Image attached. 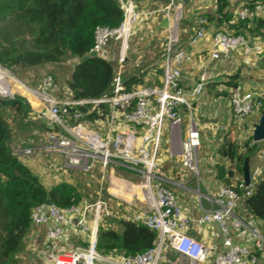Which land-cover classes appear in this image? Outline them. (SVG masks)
Segmentation results:
<instances>
[{
    "label": "built area",
    "instance_id": "obj_1",
    "mask_svg": "<svg viewBox=\"0 0 264 264\" xmlns=\"http://www.w3.org/2000/svg\"><path fill=\"white\" fill-rule=\"evenodd\" d=\"M117 1L123 13L122 22L116 28L96 27L94 44L87 55L96 53L99 56L113 42L120 45L117 73L108 96L79 101L67 95L62 98L56 93L53 76H46L33 86L25 77L18 78L12 70L0 65V99L22 98L47 130L44 144L14 149L12 154L20 159L36 155L62 156L66 170L85 174H91L95 168L100 170V191L95 202H81L68 208L44 203L33 209L32 230L42 232L39 250H43L49 264H181L182 260H188L189 264H206L207 249L188 233L192 227L208 225L218 228L223 245V251L211 264H264V232L243 206L264 170V145L259 151L263 165L250 174L248 185L243 180L239 186L241 194L224 185L216 191H206L205 195L201 193L211 208L200 217L184 212L175 193L163 180L159 164L165 133L169 132L172 144L174 138L184 132L181 116L184 110L189 114L185 127L187 137L182 139L180 151L177 154L171 151L170 157L178 158L181 167L199 181L203 129L201 120L193 112V105L205 92L217 63L231 61L237 52L263 56L264 44L244 34L209 33L207 19L198 17L194 20L195 32L186 46L176 47L173 42L178 41L180 10L184 2L169 0V5L162 11L168 19L170 39L163 58L161 85L127 92L122 75L125 54L131 34L143 14L135 0ZM230 1L236 5L235 15L239 20L251 17L254 0ZM208 38L211 40L208 62L194 87L187 90L182 85V69L196 61L194 48ZM70 57L71 65L81 61L80 57ZM229 105V116L223 120L225 124L242 122L264 110V100L245 92L241 86L231 90ZM103 106L108 107L104 120L90 122L86 119L94 113L104 116ZM213 129L222 131L225 125L217 123ZM114 169L126 170L144 179L140 187L133 186L131 190H143L145 209L133 211L136 194L126 206L115 203V208L111 209L103 193L110 190L106 185L109 173ZM111 197H114L113 193ZM122 220L142 224L155 232L152 248L135 255L99 252L100 227L106 225L116 229ZM172 254L177 256L174 262L169 260Z\"/></svg>",
    "mask_w": 264,
    "mask_h": 264
},
{
    "label": "trees",
    "instance_id": "obj_2",
    "mask_svg": "<svg viewBox=\"0 0 264 264\" xmlns=\"http://www.w3.org/2000/svg\"><path fill=\"white\" fill-rule=\"evenodd\" d=\"M257 1L264 0H254V4ZM254 4L251 6V17L241 21L231 12L230 0H216L215 14H206L204 18L215 28L212 32L244 34L260 42L264 37V20L253 16L257 8ZM122 20L123 13L117 0H0V65L13 71L16 68L60 64L68 56H77L81 61L72 66L65 84L70 97L76 101L103 98L113 89L117 68L99 56L87 59L85 56L93 47L96 27L116 28ZM201 56L202 59L207 56L208 60L209 51L203 52ZM157 75L161 77L162 69L157 68ZM145 78L146 75L125 78V90L132 92L147 85H161V80L147 83ZM223 83L228 90L238 88V74L226 78ZM218 84L217 80H210L205 92L216 97H230L228 92L214 91ZM1 108L14 110L24 118L31 114L30 106L19 97L0 99ZM103 110L104 116L99 117L94 113L86 119L90 122L104 120L108 107L103 106ZM11 137L10 126L0 115V264L12 261L22 250L32 230L31 214L35 207L47 201L60 208L82 202L81 192L68 182H59L50 187L42 183L40 177L44 178V175L29 166V159H20L12 154L13 150L9 146ZM257 149L258 144H253L245 149L244 154H240L236 144L225 142L219 153L242 178L246 158ZM215 174L222 185H233L234 175L231 171L216 167ZM242 182V179L239 180L234 188L240 194ZM243 206L260 223L264 232V170L255 184L253 194L243 201ZM155 240L156 233L147 227L122 220L116 229H100L97 249L105 254L117 251L135 255L150 250Z\"/></svg>",
    "mask_w": 264,
    "mask_h": 264
},
{
    "label": "rangeland",
    "instance_id": "obj_3",
    "mask_svg": "<svg viewBox=\"0 0 264 264\" xmlns=\"http://www.w3.org/2000/svg\"><path fill=\"white\" fill-rule=\"evenodd\" d=\"M136 1V0H135ZM197 0H183L182 4V10H180V20H179V32H178V41L173 42L174 45L180 46L182 42V34L181 38L179 39V33L180 30H186L188 27L186 26L184 19L186 17H190V14L192 12V9L189 13L187 11V8L191 7L196 3ZM153 2L155 5L151 8H166L169 5V0H139L136 1L137 8L139 11L144 9L143 3ZM258 3V4H257ZM233 4V3H232ZM256 8V12L253 16L261 18L264 20V1H257L254 4ZM199 6V4H198ZM201 9H195L194 15H199L206 12H211V4L210 0H205V2H202L201 0ZM234 8L232 7L233 13L235 15V12H237V8L234 5ZM146 9V8H145ZM201 10V11H200ZM144 11V10H143ZM203 11V12H202ZM205 11V12H204ZM237 17V14L235 15ZM144 26H142V23L140 24L139 28L136 30L135 33L131 34V37L129 39L128 48L130 45L131 38H135V34L138 33L140 30H143ZM187 27V28H186ZM167 34V38L164 40V46L162 47V53L163 58L166 54L167 45L170 39V31L169 26L168 29L165 30ZM146 34V33H145ZM191 36V35H190ZM252 38V37H251ZM29 39H27L28 41ZM264 40V37L262 38ZM261 40V41H262ZM260 41V42H261ZM146 42H150V40H147ZM180 42V43H179ZM264 42V41H263ZM201 45V44H200ZM199 45V46H200ZM154 46V45H153ZM198 46V47H199ZM194 48V52L197 50V48ZM158 50H161V47H159ZM236 54V56H235ZM233 54V57L231 60H233L234 57L240 56L242 59L240 63L241 69L249 68L247 75L253 76V66L257 63H261L263 61L262 56H246L240 52H237ZM119 55V54H118ZM264 56V55H263ZM129 57L128 49L125 54V60ZM200 59L201 58H196ZM71 57H66L60 64H48L39 66L36 68H29V69H20L16 68L13 70L14 74L18 77H25L28 80V83L30 85H37L39 82H41L46 76H53L56 82V93L60 95L62 98L66 97L65 87H66V81L69 76V73L71 71V68L73 65L72 63H69L71 61ZM124 60V61H125ZM239 66V67H240ZM238 67V68H239ZM237 68V69H238ZM216 72V71H215ZM231 76V73L225 74L223 73H215L211 76L212 79H222L225 80L226 78H229ZM147 85V84H146ZM145 87H153V85H147ZM254 89V88H253ZM218 92H228V89L223 85L218 88ZM200 97L198 101L195 102L197 104V110H195L194 113H196L199 117V119L202 122V127L204 126V133L202 135V142H201V158L205 159L203 161V166H205V170L209 171L210 173H216V167L222 169L224 168L226 171H231L234 177L232 178V188L236 187V183L239 182L242 178L237 174L235 167L228 163L219 153L220 148L223 146L225 142H232L236 144L239 147V153L244 154L246 148H250L253 146L252 141V133H251V124L253 123V120L259 121L263 111L255 112L253 115H251L249 118L242 122L238 123H231V124H225L223 120H225L230 113V105H229V99L230 97L223 98V97H216L213 94H205ZM257 93V94H256ZM230 95V92H228ZM253 94L258 96V91L253 90ZM264 99V94L261 95ZM210 98L211 103H207V106L209 110H207V115L204 117H201V102L202 99L204 100ZM215 100L219 103H223V106H217L219 109L221 107L222 109V117L220 115H216V111L214 107ZM213 101V102H212ZM200 105V106H199ZM216 108V110H217ZM187 117H189L188 112H186ZM0 115L7 121L8 125L10 126V129L12 131V137L9 142V146L12 150L14 149H20V148H29L32 146H39L40 144H44L45 138H46V132L43 130L41 121L39 120L37 113L33 111V113L28 114L25 118L17 114L14 110L8 109V108H1L0 109ZM184 119V116H183ZM223 121L221 122L220 121ZM187 121L184 120V126L186 125ZM217 123H221L225 125V129L222 131L215 132L214 127L217 125ZM264 143L258 144V149L251 153L246 160L254 159L257 162H263L261 156L259 155V151L262 148ZM162 150V149H161ZM205 154L209 155V160L207 157H205ZM30 160L31 164H35V168L38 172L40 171V174L44 175L41 178L42 183H44L46 186L50 187L54 184H57L59 182H68L78 188V190L81 192L82 195V202L86 203H93L97 200L99 197V177H100V170L97 168L94 169V171L91 174H85L79 171H71L66 170L63 168V158L62 156L57 157L56 155H50V156H43V155H36L27 158ZM245 160V162H246ZM262 160V161H261ZM212 163H209V162ZM202 162V161H201ZM29 163V164H30ZM212 164V165H209ZM41 169V170H40ZM201 177L202 180L205 181V175L203 168L201 166ZM144 182V179L142 177H136L131 175L126 170L122 169H114L111 170L109 173V179L108 184L106 185L110 190H104V197L106 198V202L109 206H111V209L115 208L116 204H121L122 206H126V202L130 200V198L136 194V202H139V199L142 201L144 197H142L143 190H131L133 186L140 187ZM200 192V190H198ZM202 192V190H201ZM114 194V197H111V194ZM114 202V203H113ZM128 206V204H127ZM137 212V211H136ZM101 229H108L106 225H103L100 227ZM36 235H40V238ZM41 234L36 233V231L31 230L29 235L24 241V246L22 250L15 255L13 260L8 261L7 264H49L46 260L45 254L39 250V244H40ZM33 240H36L34 242ZM172 262V261H171ZM181 264H189V262L182 260Z\"/></svg>",
    "mask_w": 264,
    "mask_h": 264
},
{
    "label": "crops",
    "instance_id": "obj_4",
    "mask_svg": "<svg viewBox=\"0 0 264 264\" xmlns=\"http://www.w3.org/2000/svg\"><path fill=\"white\" fill-rule=\"evenodd\" d=\"M202 2H205V0H202ZM155 3L153 2L143 3L144 4L143 6L146 9L144 8L141 10L143 15L141 17V20L138 26L133 30V33L136 32V30L139 28L141 23H142V26H144L143 27L144 29L136 33L135 38H131L130 40V45L128 48L129 57L126 58V62L124 63L123 70H122V75L124 79L127 77H132V76L146 75L145 81L147 83H154L156 82V80H161V77L157 75V68H159L160 70L162 69V64H163L162 47L164 46L163 44L164 40L167 38V34L165 30L168 29L169 24H168L167 17L162 12L164 10L163 8H158V7L157 9L151 8L153 7V5H155ZM200 4H201V0H197L196 3H194V5L189 7V9L187 8V11H189L190 13V11L193 8L194 9L192 10V12H195L194 11L195 9L196 10L199 8L201 9ZM210 4H211V7H210L211 12L209 13L206 12V13H202L199 15L197 14L194 15V13L191 14L192 13L191 12L190 14H188L190 15V17H186V19H184V22L188 28L186 27L187 28L186 30H180L179 39L181 38V34H182V40L180 41L182 42V44L180 45L181 47L186 46L188 40L194 34L195 32L194 20L196 18L204 17V15L206 14H211V15L215 14L216 0H210ZM233 4L231 6L232 13H233L232 7L234 8ZM208 30L210 31V33H212V31L215 30V28L212 26L211 23L209 24ZM147 40H150V42H146ZM210 46H211V40L210 38H208L206 41L201 43V45L195 51V54H197L196 57L199 58V56H201L203 52L208 51L210 49ZM159 47H161V50H158ZM119 52H120V45L118 43L113 42L109 44L107 48H105V50L103 51L101 55H99V57L104 58L107 61H110L111 63H113L114 67L117 68V60H118ZM206 58L208 57L205 56L202 59V56H201V60L196 59L194 63H192L191 65H187L182 69V85L187 90H191L194 87L196 79L198 78L199 73L201 72L204 66V62L205 64L208 62ZM262 59L263 61L261 63H257L253 66L252 68L254 72L253 76L247 75L246 72L249 71L248 70L249 68L241 69L240 63H242L241 62L242 59L240 58V56L234 57L233 60L231 61H227V62L222 61V62L217 63L215 75L217 73L221 74L222 72L223 73L225 72V74L226 72L227 73L229 72L231 73V76L238 74L239 85L242 87V89L245 92H251V93H253V90L254 91L257 90L258 96L261 97V95L264 94V56H262ZM116 73H117V70H116ZM69 76H70V73H69ZM69 76L67 80L69 79ZM215 80H217V83H219L218 88L223 86L224 85L223 82L226 81V79L222 80L218 78H216ZM218 88L214 91H217ZM230 91L231 90H228V92ZM65 92H66V95L69 97L70 93L68 92L66 87H65ZM207 93L208 92L206 91L205 94ZM207 103L208 104L211 103L210 98L208 99L204 98V100L202 99L201 117L203 116L205 117L207 115L206 111L209 110ZM213 103H214V107L216 106V108L217 106H221V107L223 106V103H219L217 102V100H215V102ZM221 107L219 109L217 108V110L215 108L216 115H220V117L223 114ZM195 110H197V104L193 105V112H195ZM186 114H187L186 111L183 110L181 113V116L182 118L184 116L183 121L186 120L187 122L185 124L187 125L189 121V117H187ZM223 116L224 115H222V117ZM254 121L255 120H253V122ZM186 125L184 126V132L181 135L178 134L174 138L172 144H170L171 138H170L169 132L167 131L165 133L162 147H161L162 150H161L160 160H159L160 172H161L162 178L165 181V183L175 193L178 199L179 205L184 210V212L187 215L192 216V217H200L201 215H203L204 212L209 211L211 208V205L206 200V198L201 195V193L205 195L206 191L208 190L216 191L217 189H219V187L222 186V184L216 179V174H214L213 172L210 173L209 171L205 170V166H203V161H205V159L201 158V149L199 153V160H200V165H199L200 179L199 181H197V179H194L190 173L186 172L181 167L178 158L170 157L171 151H174L175 154H177L180 151L181 141L182 139H185L187 137V131L185 130ZM201 125H202V122H201ZM202 129L204 133V126L202 127ZM205 157L208 158L209 155L205 154ZM209 163H212V162L210 161ZM209 165H212V164H209ZM262 165H263L262 162H257L254 159H250V161L248 160L247 169H248L249 174L253 173L257 169H260ZM29 166L32 169H36L35 164L33 165L30 163ZM201 166L204 171L205 181H203L201 177ZM242 177H243L242 180H244L245 173L243 174ZM198 190H200V192ZM139 201L140 203L136 201L134 203V206H133L134 212L136 211L139 212L145 209L144 208L145 206L143 205L142 201L140 199ZM40 234H42V232H40ZM188 235L192 237L193 239L197 240L198 242L202 243L204 247L207 249L208 261L206 264H211V261L213 260V258L217 254L223 251L222 237L216 226L207 225V226H203L199 228L192 227ZM36 236L40 238V235H36ZM33 241L36 242V240H33ZM176 258L177 256L174 254L169 256V260L172 262H174ZM186 261L188 262V260Z\"/></svg>",
    "mask_w": 264,
    "mask_h": 264
},
{
    "label": "water",
    "instance_id": "obj_5",
    "mask_svg": "<svg viewBox=\"0 0 264 264\" xmlns=\"http://www.w3.org/2000/svg\"><path fill=\"white\" fill-rule=\"evenodd\" d=\"M97 57L96 53H91L90 56H86L85 58H94ZM251 133H252V142L253 144H259V143H264V112L262 113L259 121L253 122L251 124ZM247 162L244 163V173H245V178L244 181L246 185L249 184V178L250 174L247 169ZM48 205L51 203L50 201L46 202Z\"/></svg>",
    "mask_w": 264,
    "mask_h": 264
},
{
    "label": "clouds",
    "instance_id": "obj_6",
    "mask_svg": "<svg viewBox=\"0 0 264 264\" xmlns=\"http://www.w3.org/2000/svg\"><path fill=\"white\" fill-rule=\"evenodd\" d=\"M264 112V111H263Z\"/></svg>",
    "mask_w": 264,
    "mask_h": 264
}]
</instances>
